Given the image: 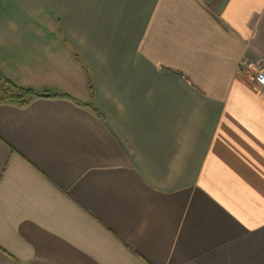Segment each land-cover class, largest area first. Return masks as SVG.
<instances>
[{
  "label": "crops",
  "instance_id": "obj_1",
  "mask_svg": "<svg viewBox=\"0 0 264 264\" xmlns=\"http://www.w3.org/2000/svg\"><path fill=\"white\" fill-rule=\"evenodd\" d=\"M262 65L264 0H0V264H264Z\"/></svg>",
  "mask_w": 264,
  "mask_h": 264
},
{
  "label": "trees",
  "instance_id": "obj_2",
  "mask_svg": "<svg viewBox=\"0 0 264 264\" xmlns=\"http://www.w3.org/2000/svg\"><path fill=\"white\" fill-rule=\"evenodd\" d=\"M36 96H41V94L12 84L0 73V102L25 107Z\"/></svg>",
  "mask_w": 264,
  "mask_h": 264
},
{
  "label": "built area",
  "instance_id": "obj_3",
  "mask_svg": "<svg viewBox=\"0 0 264 264\" xmlns=\"http://www.w3.org/2000/svg\"><path fill=\"white\" fill-rule=\"evenodd\" d=\"M250 86L264 94V65L253 72V79H251Z\"/></svg>",
  "mask_w": 264,
  "mask_h": 264
},
{
  "label": "rangeland",
  "instance_id": "obj_4",
  "mask_svg": "<svg viewBox=\"0 0 264 264\" xmlns=\"http://www.w3.org/2000/svg\"><path fill=\"white\" fill-rule=\"evenodd\" d=\"M256 70H254L253 72H255ZM253 72H251V78L250 79H253Z\"/></svg>",
  "mask_w": 264,
  "mask_h": 264
},
{
  "label": "water",
  "instance_id": "obj_5",
  "mask_svg": "<svg viewBox=\"0 0 264 264\" xmlns=\"http://www.w3.org/2000/svg\"><path fill=\"white\" fill-rule=\"evenodd\" d=\"M44 96H48V94H43Z\"/></svg>",
  "mask_w": 264,
  "mask_h": 264
}]
</instances>
